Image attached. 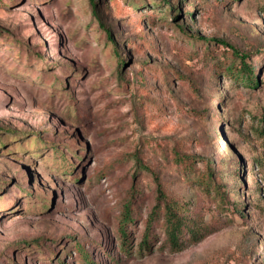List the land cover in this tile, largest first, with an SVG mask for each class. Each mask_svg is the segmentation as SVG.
<instances>
[{"label": "rangeland", "instance_id": "1", "mask_svg": "<svg viewBox=\"0 0 264 264\" xmlns=\"http://www.w3.org/2000/svg\"><path fill=\"white\" fill-rule=\"evenodd\" d=\"M95 2L0 0V264H264V0Z\"/></svg>", "mask_w": 264, "mask_h": 264}, {"label": "trees", "instance_id": "2", "mask_svg": "<svg viewBox=\"0 0 264 264\" xmlns=\"http://www.w3.org/2000/svg\"><path fill=\"white\" fill-rule=\"evenodd\" d=\"M92 5L95 7L96 2L95 0H91ZM102 25V24H101ZM107 33L110 37L111 40H113V37L109 30H107ZM230 46V45H229ZM232 49H234V53L237 56V59L239 60V65L238 68L241 70L242 75H232L233 78L237 81H243V82H248L253 85H258L260 83V77L258 73L255 72L253 64L248 61V56L244 53H240L238 50L235 49L234 46H230ZM124 63V62H121ZM245 76V77H244ZM262 132H264V126L262 129ZM179 162L183 163V169L185 170H191L192 169V164L194 157L191 156H179ZM191 172V171H187ZM156 182H157V204L155 206V212L159 211L160 209L164 208L165 214H166V223L165 227L167 230V235H168V240L174 250H181L184 248L186 245L189 243H196L201 241V239L205 236V233H200L199 227L195 225V222L193 220H186V217L183 216L181 213V209L183 204L180 203V201L173 199L172 197L169 196L168 192L163 188V185L161 183V180L159 177H156ZM198 185L204 189V190H210L215 191V193L220 196L221 189L218 188L216 183H213L212 181V173L211 175H199L198 176ZM131 206L127 205L126 209L122 215L120 224V231L121 234L125 232V221L127 220H134L133 217L130 216L131 212ZM192 222V223H190ZM152 225H148V228H151ZM188 231L190 236L183 241L182 236L183 234ZM148 233V232H147ZM149 235L146 234L144 236V240H142V248L145 246L148 248V239ZM83 251L82 247L80 249Z\"/></svg>", "mask_w": 264, "mask_h": 264}]
</instances>
